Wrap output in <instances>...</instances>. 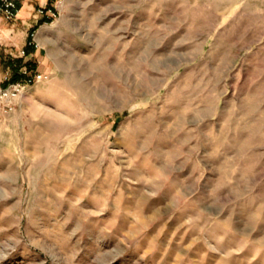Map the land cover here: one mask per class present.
<instances>
[{"label": "rangeland", "instance_id": "obj_1", "mask_svg": "<svg viewBox=\"0 0 264 264\" xmlns=\"http://www.w3.org/2000/svg\"><path fill=\"white\" fill-rule=\"evenodd\" d=\"M40 1L0 30L47 75L0 112V264H264V0H61L24 56Z\"/></svg>", "mask_w": 264, "mask_h": 264}, {"label": "built area", "instance_id": "obj_2", "mask_svg": "<svg viewBox=\"0 0 264 264\" xmlns=\"http://www.w3.org/2000/svg\"><path fill=\"white\" fill-rule=\"evenodd\" d=\"M23 0H0V20L11 21L16 18L19 11V3ZM61 0L57 1V4L52 6H38L36 9L37 14L40 17H45L52 22L57 15L58 4ZM31 43L36 47L33 41L35 40L36 32L33 30L31 32ZM21 55H24V50H21ZM21 74L23 78L14 82H9L6 85H2V80H0V112L10 113L14 109L15 100L22 95L26 88L32 84L41 82L47 78L44 73L36 72L30 73L26 67L21 69ZM3 79H7L5 75Z\"/></svg>", "mask_w": 264, "mask_h": 264}, {"label": "trees", "instance_id": "obj_3", "mask_svg": "<svg viewBox=\"0 0 264 264\" xmlns=\"http://www.w3.org/2000/svg\"><path fill=\"white\" fill-rule=\"evenodd\" d=\"M54 0H48L46 6H52ZM43 22H50V20L45 17H40L38 20V24H42ZM37 28V25L32 28V31ZM31 33L28 34L27 41L24 44V56H29L35 51V46L31 43ZM0 65L5 67L4 76L8 73L9 76L7 79L2 80V85H6L9 82H14L23 78L21 74V69L26 67L30 73H33L36 70V61L33 59L23 60L22 57L14 58V59H4L0 57Z\"/></svg>", "mask_w": 264, "mask_h": 264}, {"label": "crops", "instance_id": "obj_4", "mask_svg": "<svg viewBox=\"0 0 264 264\" xmlns=\"http://www.w3.org/2000/svg\"><path fill=\"white\" fill-rule=\"evenodd\" d=\"M48 2V0H41L40 1V6H43V5H46ZM53 5V4H52ZM22 8L20 7L19 8V11L17 13V16L15 19L13 20H16V19H19L21 18L24 14H26L27 12V9L22 11L21 10ZM40 19V16L38 14H36L34 20L32 21V24H36L37 25V28L35 29V32L37 35V40H40V37L47 31L48 29V25H49V22H43L42 24H38L37 23V20ZM13 20H11L10 22L9 21H4V20H0V30L2 33H6V32H9V31H13ZM25 43V42H24ZM32 55V54H31ZM36 58H34V60L36 62H39L37 56H35Z\"/></svg>", "mask_w": 264, "mask_h": 264}]
</instances>
